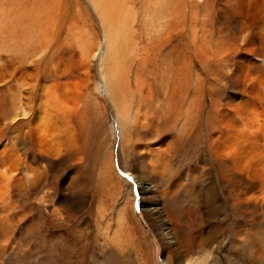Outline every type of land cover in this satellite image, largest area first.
Instances as JSON below:
<instances>
[{
	"label": "rangeland",
	"instance_id": "rangeland-1",
	"mask_svg": "<svg viewBox=\"0 0 264 264\" xmlns=\"http://www.w3.org/2000/svg\"><path fill=\"white\" fill-rule=\"evenodd\" d=\"M103 1L44 0L42 10L39 13L36 10L32 15L35 19L39 15L42 17L47 40L50 39L51 44L59 48L49 63L51 67L48 65L52 80L47 86L51 89V96L65 105H71L78 97L83 102H95L102 124L98 139L104 146L100 162H93L90 158L86 166L78 167V172L73 173L72 164L61 167L58 175L42 168L43 175L37 185L49 182L50 190L47 189L52 193L51 200L45 203L39 201V194L33 195L29 181L32 173L25 171L27 154L24 150L28 145V127L24 125L21 130H13L10 126L18 112L22 117L19 120L26 122L29 109L24 103H18V92L9 88L13 82L8 73L11 68L9 56L6 52L0 54V70L5 72L8 79V83L0 85L3 94L0 99V252L6 246L0 264H168L157 230L145 217L139 183L132 177L121 148L116 126L119 111L107 87L106 76H115L111 74L113 65L110 63V53L120 62L118 73L127 82H124L127 90L135 93V100L137 89L158 87L157 80L169 77L166 75L169 70L173 77H185L181 91L188 96L198 90V82L194 79L201 77L202 95L191 98L197 102L196 106L203 98V105L209 108V94H215L222 104L230 100L241 103L242 113L223 106L227 114L221 123V131L223 134L229 130L236 131L239 141L251 154L261 153L264 156V28L255 38L256 54L245 56L247 60L251 59L248 62L252 79L240 92L225 77L229 66L235 67L242 60L244 53L242 48H238L240 41L218 33L216 27L221 13L209 18V15H205L202 0ZM7 2L4 0L5 7H0L6 12L2 15L0 10V26H8V29L4 27L0 30V46L10 44V48L14 49L13 43L21 44L23 41L17 32L30 26L32 19L17 21L16 13L12 12ZM30 2L27 0L26 6ZM217 5L222 7V2L219 1ZM228 12L235 20L230 35L236 30V23L246 22L247 17L236 10L229 9ZM261 15L264 27V10ZM206 21H210L209 24ZM113 31L118 34L115 40L110 35ZM40 107L34 105L33 113L37 114ZM14 152L20 153L16 163L22 181L19 197L14 195L10 184L4 182L8 168L6 157ZM253 157V168L258 174L253 193L264 198V162ZM29 158L35 167L41 166L33 155ZM73 174L77 177L75 186L72 185ZM118 176L123 182H119ZM67 186H70L66 189L68 193L84 199L75 218L66 212L57 216L52 214L55 206L59 207L57 202L66 193L64 187ZM219 198L223 203L219 199L223 207L220 217L224 229L221 233L220 263L234 264L228 260L224 244L227 243V229L235 218L223 197ZM26 205L32 206L31 214L26 210ZM22 216H30L40 225L39 234L28 244L21 230L5 234V227L14 226ZM253 233L264 247V227ZM41 238H45V245L41 244ZM261 258L264 264V251Z\"/></svg>",
	"mask_w": 264,
	"mask_h": 264
},
{
	"label": "bare ground",
	"instance_id": "bare-ground-1",
	"mask_svg": "<svg viewBox=\"0 0 264 264\" xmlns=\"http://www.w3.org/2000/svg\"><path fill=\"white\" fill-rule=\"evenodd\" d=\"M8 1V6L16 13L17 21L32 19L30 26L17 32L20 40L23 39L21 44L13 43L14 49L10 48V44L0 46V54L6 52L11 64L8 73L13 82L8 87L18 92V103H24L29 109L28 117H24H27L26 122L19 120L22 117L16 111L18 114L15 113L10 126L13 130H21L24 125L28 127V145L27 148L24 147L27 154L25 171L32 173V178L28 179L32 194H39V201L45 203L51 200L52 193L49 191V182L37 185L43 175L42 168L58 175L61 167L66 164H72V172L75 173L80 166H86L90 158L93 162H100L104 150L103 142L98 139L102 128L99 122L101 118L97 115L99 112H96L95 102H83L78 97L71 105H65L51 96V89L47 86L52 80L48 65L59 48L54 47L50 39L47 40L42 17L39 15L35 19L32 16L36 10L38 13L42 10L44 0H28L31 1L29 6H26L27 0ZM219 1L222 2V7L217 5ZM0 5L5 7L4 0H0ZM202 6L206 8L205 15H209V18L221 13L216 27L218 33L226 34L236 42L240 41L238 48L243 50L242 60L235 67L229 66L225 77H228L235 90L242 92L246 88L245 84L252 79V69L248 62L251 59L247 60L245 56L256 54L255 38L264 28L261 19L264 0H202ZM229 9L247 17L246 22L236 23V30L230 35L229 31L235 20L228 12ZM5 14L6 12L2 13ZM209 22L206 21L207 24ZM116 23L118 24L117 21ZM4 27L8 29V26L1 25L0 30ZM112 27L115 26L112 24ZM110 35L113 39L118 36L114 31ZM109 55L113 65L111 74L115 76L107 73V87L119 111L116 126L121 148L132 177L139 183L145 217L157 230L166 262L221 264V233L224 229L220 217L223 207L219 197H223L235 218L227 229L228 238L224 244L228 260L234 264H263L261 254L264 247L253 233L264 227V198L253 193L255 182L258 181V174L253 168V156L258 157L261 162H264V156L261 153L251 154L239 141L236 131L229 130L223 134L220 128L227 114L223 111V106L242 113L241 103L230 100L222 104L215 94H209V108L203 105V98L196 106L197 102L191 98L202 95L201 77L194 79L198 82V90L188 96L181 91L185 77H173L169 70L166 71L169 77L157 80L159 88L137 89L138 96L135 100V93L131 89L127 90L125 80L118 73L120 62L114 59L112 53ZM5 83H8V79L5 78V72L0 70V85ZM2 95L0 92V99L3 98ZM34 105H41L37 114L33 113ZM21 148L20 146V151ZM30 155L38 159L41 166L35 167L29 160ZM19 156V152L9 154L6 157L7 171L2 173L4 182L10 184L17 197L22 191L19 167L16 165ZM76 178V174H73V186L77 184ZM117 178L119 182H123L119 176ZM70 186L64 187V190H68ZM67 190L57 202L59 207L55 206L52 214L57 216L66 212L68 216L75 218L84 199L71 195ZM25 207L31 214L32 206ZM39 229V221H34L30 216H22L14 226L5 227V234L21 230L28 244L39 234ZM40 242L45 245V238H41ZM3 248L0 257L4 255L6 246Z\"/></svg>",
	"mask_w": 264,
	"mask_h": 264
}]
</instances>
